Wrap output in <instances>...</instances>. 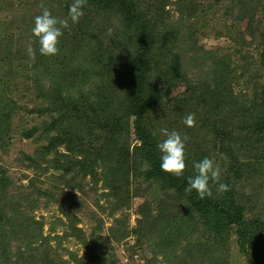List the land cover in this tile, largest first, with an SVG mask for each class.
Wrapping results in <instances>:
<instances>
[{"label": "trees", "instance_id": "1", "mask_svg": "<svg viewBox=\"0 0 264 264\" xmlns=\"http://www.w3.org/2000/svg\"><path fill=\"white\" fill-rule=\"evenodd\" d=\"M185 1L188 6L187 0H87L83 17L76 24L69 21V29L64 30L58 44V54L43 56L39 53L38 42H35L31 31L34 17L41 13V0H8V9L5 11L9 15L8 20H5L13 31H0V70L5 69L7 77L4 82L7 84L12 83L15 76L16 80L30 83L36 89L38 98L46 97L58 115L45 129L62 136H58L57 144L54 138H49L46 147L42 148L46 152L53 151L58 156L53 162L54 171L51 175L54 185L66 184L69 189H74L72 184L76 183L75 178L84 181L87 176H101L105 186H113V191L108 194L111 200L107 199L109 214H112L123 206L124 197L145 195L142 191L144 185L143 188L141 185L134 188L136 184L128 182L129 169L139 172V165H142L144 169L139 172L143 176L142 182L148 181L160 191L170 190L175 193L173 199L178 200L188 211L187 214L181 209L177 212L180 222L170 212L168 205H164V208H158L160 212L156 219L153 220L150 213H147L135 228H131L139 249L144 251L147 247L153 253L150 263L146 261V264H228L222 260L219 250H222L221 247L231 234L236 235L238 249L248 258V264H264V220L256 216L245 217L249 204L240 194L242 188L238 185L244 175L240 157L245 145L232 141L226 128H223L230 121V116L251 113L255 115L254 122L249 126L252 133L264 138V101L257 106L253 100L248 101L245 96H242L244 99L239 98L233 91L230 79L233 72L238 70L233 63L235 60L240 61L236 55L242 56L241 51L226 54L218 49L205 51L196 46V41L190 50H186V34L178 28L165 27L164 33L157 34L156 26L159 24L155 23L172 15L166 7L171 5L184 8ZM223 1L224 5L221 8L217 6L212 13H222L226 21L230 20L236 25L248 21L247 33L253 38L258 33L264 37V0ZM15 2L18 3L17 8L22 9L18 16L14 15L17 9L13 6ZM43 3L53 16L67 19L73 0H43ZM189 5L190 8L187 9L189 8L190 13L196 11V6L193 9L192 3ZM257 13L262 18L258 29L253 28ZM260 25L263 27L261 30ZM225 30L218 31L217 35L228 38L238 47L244 34L237 31L236 37L232 38L229 29L226 27ZM23 34L31 39L29 43L36 50L35 60L14 49L16 38H22ZM174 49L177 51L174 52ZM186 52L192 54V60L203 71L196 82L188 84L189 89L183 98L175 102V116L179 115L176 128L182 130V125L185 127L183 120L189 113H194L196 119L195 127L185 134L189 136L185 148V171L181 177H175L160 169L161 153L156 146L160 141L159 136L154 135L138 120L132 121L131 117L148 112L151 105L167 102L171 89L184 78L182 59ZM242 59L246 61L247 58L242 56ZM209 61L212 64L205 70V64ZM249 66L250 64H245L242 71H250ZM0 80L2 81L1 78ZM91 80L95 83V88L89 90L91 94L81 95L78 100L69 95L71 90L80 85H88ZM99 86L101 87L97 88ZM97 91L121 95L112 100V103L117 101L115 107L107 105L108 101L99 107L94 100H88ZM260 92L261 97L264 96V85ZM1 94L0 90V96ZM2 103L4 106L0 105V129L9 121L14 107L12 102ZM138 106L141 112L137 111ZM114 108H118V111ZM89 117L94 126L86 125V118ZM64 120L66 126L63 125ZM67 120L81 122L80 132H75L78 124L75 129L69 128ZM132 126L134 130H131ZM211 128L213 131H208ZM32 134L33 132L29 135ZM132 137L138 144L136 142L137 145L134 144L130 151ZM2 139L4 138L0 133V142ZM49 145L57 147L52 150ZM58 145L63 146L67 154L58 151ZM113 150H116L114 154ZM214 153L223 158L224 168L220 182L227 184L230 190L221 194L213 186L212 197L203 200L198 198L195 191L186 195L184 189L187 179L195 175L193 164L205 157L212 159ZM252 155L253 163H256L259 156L262 155L261 158L264 159V150H257V153L252 150ZM66 175H70L72 179H63ZM0 178V264L7 263L10 259L4 241L10 240L12 236L21 239L28 248L27 257L33 259L27 258L24 263L57 264L52 259L54 249H49L46 242L34 245V241L41 239L42 228L29 229L32 222L29 214L38 207L41 199H46L45 207L52 202L63 206L62 197H68V194L61 191L57 195L58 188L54 190L55 193L51 190L42 191L35 186V182L30 181V192L21 193L18 198L11 197L10 202H7L6 178ZM130 186H133L132 189ZM155 188L150 187V191ZM146 209L150 210L151 207ZM64 213L75 221L70 214ZM173 222L177 223L172 224ZM118 225L123 236L130 234L123 223L118 221ZM198 230L214 238L217 244L204 248L184 236L187 232L195 235ZM73 231L74 229L71 233ZM29 235L32 236L30 239ZM164 252V259L159 260L157 254Z\"/></svg>", "mask_w": 264, "mask_h": 264}, {"label": "rangeland", "instance_id": "2", "mask_svg": "<svg viewBox=\"0 0 264 264\" xmlns=\"http://www.w3.org/2000/svg\"><path fill=\"white\" fill-rule=\"evenodd\" d=\"M222 1L187 0L188 6L185 1L186 6L184 8L181 6H167L166 10L170 11L172 15L165 17L166 19L159 23H155L159 24V26H156V32L158 35H161L165 31V27L168 29H181L186 34V50H190L193 47L194 41H196V46L204 48L205 51L218 49L222 54H226V52L231 53L236 50L240 53L241 51L242 56L247 59L244 61L241 55H236V58L240 59V61L237 62L235 60L233 63L234 68H238V70L236 73L233 72L234 75L230 79L232 88L239 98L245 96L248 101L253 100L259 106L264 101V96L261 97L262 93L260 92L264 85V37H261L258 33L257 37L253 38L251 34L247 33L249 28L248 21L236 25V23H232L230 20L226 21L222 17V13H212L217 6L221 8L224 5ZM224 1L223 3H225ZM7 2L8 0L5 2L0 1V31L8 33L10 30H13L6 24L8 21L5 20H8L7 17L9 15L5 11L8 9L6 7ZM190 3H192L193 9L196 6V11L191 13L189 10ZM13 6L17 8L18 3L15 2ZM187 7L189 8L187 9ZM21 12L22 9L17 8L14 15L18 16ZM261 21V14L257 13L253 28L258 29V24ZM102 24H105V22ZM226 27L229 29L232 38L236 37L237 31L244 34L243 41H239L238 47L228 38L217 35V32L220 30L225 32ZM262 28V25H260V30ZM262 31L264 32V28ZM253 33L255 34V31ZM29 41L31 42V39L26 34H23L22 38L20 36L17 37L14 44L15 51H20L21 54H28L27 47L30 44ZM175 51L177 50L174 49ZM191 55L189 52L183 53L184 78L180 84L171 89L167 102L151 105L148 112L134 118L131 117L132 121L134 119L138 120L140 124L151 130L153 134L158 135L160 140L164 139L159 131L162 128H167L169 131L176 130L182 137L190 129L188 127L187 129L186 125L184 127L182 124V130L176 128L179 115L175 116L177 112H175L174 107L175 102L177 103L179 99H182L185 92L188 91V84L196 82L202 76L203 68L194 63ZM211 64L210 61L208 64H205V70L209 69ZM245 64H250V71H242ZM6 77L7 73L5 69L0 70V78L2 79V81L0 80V90L2 91L0 105L4 106L3 101L14 104L9 121L0 129L2 138H4L0 142V177L6 178L7 202H10L11 197L18 198L21 193L30 192V181L35 182V186L42 191L48 192V190H51L55 193L54 190L58 188L57 195H60L61 191H64V194H68V197H62L64 200H62L63 206L52 202L45 207L46 199H41L38 207L30 211L29 215L32 222L29 229L42 228L41 239L34 241V245H42L46 242L49 249H54V252L51 254L54 255L52 259L57 264H63V262L64 264H146V261L150 263L153 253L147 247L144 251L139 249L140 246L136 245L135 236L131 234V228H135L137 222L147 213L148 215L150 213V217L153 220L156 219L158 212H160L158 208L160 206L164 208V205H168L170 212L180 222L181 218L178 217L177 212L180 211L181 203L173 199L175 193L170 190L160 191L158 188H155L154 184L148 181L142 182L143 176L139 173L144 169L142 165H139V172H134L136 169H129L130 177L128 182L133 181L136 184L134 188L139 187L138 185H141L143 188L144 185L142 191L145 195L124 197L123 206L112 214H109L107 199L111 200L110 197L108 198V194L113 191V186L111 188L109 187L110 185L105 186L104 179L101 176H97V178L87 176L84 181L75 178L76 183L72 184L74 189H69V186L66 184H60V186L54 185L51 175L52 171H54L53 162L58 156H56L55 152H46L42 148L46 147L49 138H54L57 144L59 142L58 136H62L55 131H47L45 129L55 121L58 115H56L54 107L50 106V102L46 97L38 98L39 95L36 89L30 83L16 80L17 77L15 76L12 83L7 84L4 82ZM159 86L163 87L162 84ZM94 88V80H91L88 85H80L76 89L71 90L69 95L78 100L81 95L86 96L88 93L91 94L89 90ZM119 95L121 94L109 95V93L103 94L97 91L91 97H88V100H94L96 106L99 107H101L100 104L108 101L107 105L115 107L117 101L115 100L112 103V100L117 97L120 98ZM114 109L118 111V108ZM137 111L141 112L139 106L137 107ZM229 118L230 121L227 122V125H223V128H226V132L232 138V141L239 142L243 144L242 146L245 145L240 157L242 166H244L242 167L244 175L239 181L240 184H238L242 188L240 194L249 204L245 217L256 216L264 220V159L261 158V155L256 160V163H253L252 157V150L254 153H257V150L260 149L264 150V138L263 136L253 134L249 127L254 122L255 115H251L250 113L245 116L235 115ZM90 120L92 118H86V122L88 123L86 125L94 126L95 124H92ZM67 121V125L70 126L69 128L75 129V125L78 124L75 132H80L81 127L79 125H81V122ZM63 125L66 126L65 120L63 121ZM133 127H131V130H134ZM208 131H213V128L208 129ZM31 132L33 134L29 135ZM187 137L189 139V136ZM130 142L129 150L132 151L133 146L137 145L138 142L134 140V137L130 138ZM136 142L137 144H135ZM234 143H232V147ZM105 144L100 147H104ZM49 146L52 150L57 147L54 145ZM57 150L67 154L63 146H59ZM115 151H112L113 154ZM213 158L221 169L222 177L224 168L223 158L218 153H214ZM130 168L132 167L130 166ZM98 172L100 173L101 170L99 169ZM70 178V175H66V178L63 179L70 181L72 179ZM152 186L155 189L150 191V187ZM132 187L130 186L131 189ZM1 196L0 194V198H2ZM99 206H102V208L100 209ZM170 206H175L176 208ZM146 207H151V209L148 210ZM64 212L70 214V217L75 218V221L66 217ZM118 221L123 223L126 228L125 230L130 232L126 237L121 234L122 230H119ZM174 223L177 222H173L172 224ZM72 229L74 231L71 233ZM76 230L80 232H76ZM184 236L190 242L204 248L217 244L214 238L202 230H198L195 235L187 232ZM31 237L30 235L28 236L29 239ZM79 237H82V239ZM4 242L10 253V259L6 261L7 263L1 264H26L24 261L27 258L28 260L32 259L27 257L28 248L21 242L19 237L12 236L10 240H5ZM221 248L222 250L219 251H221V258L224 262L226 261L228 264H248V258L241 254L238 249L236 235L231 234ZM164 254L166 253H158V259H164ZM72 256L74 259H72Z\"/></svg>", "mask_w": 264, "mask_h": 264}, {"label": "clouds", "instance_id": "3", "mask_svg": "<svg viewBox=\"0 0 264 264\" xmlns=\"http://www.w3.org/2000/svg\"><path fill=\"white\" fill-rule=\"evenodd\" d=\"M86 3L87 0H73V3L69 6L68 18L60 19L53 16L41 0L39 4L41 13L34 17V25L31 30L35 42H38L41 55L54 56L58 54V44L64 30L69 29V21H71V24L79 22L84 15L83 9ZM27 53L31 59L35 60L36 50L31 43L27 47ZM183 123L189 128L195 127V114H187ZM159 131L160 135L164 137L156 145L161 153L160 169L166 174L181 177L186 168L185 148L188 137L186 135L182 137L178 131H169L167 128H162ZM193 168L195 175L187 179V186L184 189L186 195H190L195 191L198 198L203 200L206 197H212L213 186L221 194L230 190L227 184L220 182L221 169L213 159L205 157L201 161L195 162Z\"/></svg>", "mask_w": 264, "mask_h": 264}, {"label": "water", "instance_id": "4", "mask_svg": "<svg viewBox=\"0 0 264 264\" xmlns=\"http://www.w3.org/2000/svg\"><path fill=\"white\" fill-rule=\"evenodd\" d=\"M180 209L182 210V212H183L184 214H187L188 211H187L186 208H184L183 206H181Z\"/></svg>", "mask_w": 264, "mask_h": 264}]
</instances>
